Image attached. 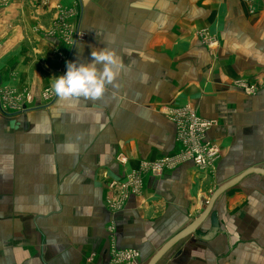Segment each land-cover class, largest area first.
<instances>
[{
  "label": "crops",
  "instance_id": "1",
  "mask_svg": "<svg viewBox=\"0 0 264 264\" xmlns=\"http://www.w3.org/2000/svg\"><path fill=\"white\" fill-rule=\"evenodd\" d=\"M107 46L124 68L101 99L43 98L68 62ZM0 90L30 96L0 109V264H110L113 247L147 264L223 182L264 169V0H0ZM183 106L216 123L214 166L144 173L123 192L128 174L178 152L164 110ZM212 211L217 229L208 217L158 264H264V176Z\"/></svg>",
  "mask_w": 264,
  "mask_h": 264
},
{
  "label": "built area",
  "instance_id": "2",
  "mask_svg": "<svg viewBox=\"0 0 264 264\" xmlns=\"http://www.w3.org/2000/svg\"><path fill=\"white\" fill-rule=\"evenodd\" d=\"M200 33L205 45L211 48L216 46V37L208 33L206 29ZM235 85L247 95L255 94L257 91L256 85L248 84L241 79L236 80ZM23 98L29 100L30 96H22L10 90H0V109L3 114L8 116L12 112L23 111V105H25ZM43 98L51 102L54 100L55 94L47 90L43 93ZM164 112L175 125V139L179 145L178 152L175 155L162 156L161 159L153 162H146L141 165L139 171L128 174L125 183L121 184L123 192L139 191L143 187V176L147 173L159 176L165 170L175 168L188 161L193 162L197 168L207 170L214 166L219 157L220 153L216 145L206 138L207 131L216 124L214 121L202 118L197 108L193 106L166 108ZM110 186L116 188L118 183L113 181ZM140 259V252L136 249L122 250L113 247L110 264H143Z\"/></svg>",
  "mask_w": 264,
  "mask_h": 264
},
{
  "label": "clouds",
  "instance_id": "3",
  "mask_svg": "<svg viewBox=\"0 0 264 264\" xmlns=\"http://www.w3.org/2000/svg\"><path fill=\"white\" fill-rule=\"evenodd\" d=\"M88 0H85L87 3ZM111 37L107 44H114ZM91 62H68L65 74L56 76L51 84L54 94L61 100L76 102L81 98L98 100L107 92L124 68L121 57L111 47L92 49Z\"/></svg>",
  "mask_w": 264,
  "mask_h": 264
},
{
  "label": "water",
  "instance_id": "4",
  "mask_svg": "<svg viewBox=\"0 0 264 264\" xmlns=\"http://www.w3.org/2000/svg\"><path fill=\"white\" fill-rule=\"evenodd\" d=\"M252 174H258L264 176V169L259 167H252L238 174L236 177L232 178L231 180L223 182L222 185L219 186L212 193V195L210 196V200L208 201V204L201 212V214L197 218H195L193 222L190 223L188 226H186L177 234L171 236L168 240H166L164 242V245L149 258L147 264H158L162 260L164 255L173 247L178 245V243L181 240L194 235V233H196L200 229V226L208 219V217H210L211 219L212 227L217 229L216 227L218 226V218L216 213L212 211L215 203L218 201L219 197L223 195L224 192L237 186V184L240 183L241 180Z\"/></svg>",
  "mask_w": 264,
  "mask_h": 264
}]
</instances>
